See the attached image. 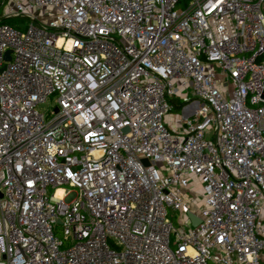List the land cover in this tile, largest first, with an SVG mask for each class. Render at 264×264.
<instances>
[{"label": "built area", "instance_id": "built-area-1", "mask_svg": "<svg viewBox=\"0 0 264 264\" xmlns=\"http://www.w3.org/2000/svg\"><path fill=\"white\" fill-rule=\"evenodd\" d=\"M0 8V264H264V0Z\"/></svg>", "mask_w": 264, "mask_h": 264}, {"label": "rangeland", "instance_id": "rangeland-1", "mask_svg": "<svg viewBox=\"0 0 264 264\" xmlns=\"http://www.w3.org/2000/svg\"><path fill=\"white\" fill-rule=\"evenodd\" d=\"M0 11L2 12V8H0ZM17 23L20 24V25L26 26L27 20L26 19H11L10 21H8V24L11 25V26H13V24H17ZM24 26H21V27H24ZM51 109H52V105L51 104H48V105L45 104V105H41L40 107H38V110L41 113H43L46 117H48L49 112H50ZM170 117H171V119L173 121H175L176 118L182 119V109L181 108H176L174 111H172L170 113ZM192 186L194 188H196L197 187V184L194 183ZM175 216H176V214H175ZM173 224L175 226H178L177 221L174 220V219H173ZM57 235H59V237L61 236V234L59 232L57 233Z\"/></svg>", "mask_w": 264, "mask_h": 264}, {"label": "water", "instance_id": "water-1", "mask_svg": "<svg viewBox=\"0 0 264 264\" xmlns=\"http://www.w3.org/2000/svg\"><path fill=\"white\" fill-rule=\"evenodd\" d=\"M9 54H10V52L7 51V52L5 53V58L8 59V58H9ZM262 99L264 100V90H263V94H262ZM142 163H143L145 166H149V163H148L147 160H143ZM188 217L190 218L193 227H195V226L200 222V220H199L197 217H195L194 215H192V214H190V213L188 214Z\"/></svg>", "mask_w": 264, "mask_h": 264}, {"label": "crops", "instance_id": "crops-1", "mask_svg": "<svg viewBox=\"0 0 264 264\" xmlns=\"http://www.w3.org/2000/svg\"><path fill=\"white\" fill-rule=\"evenodd\" d=\"M171 119V117L169 116V117H167V120H170Z\"/></svg>", "mask_w": 264, "mask_h": 264}, {"label": "trees", "instance_id": "trees-1", "mask_svg": "<svg viewBox=\"0 0 264 264\" xmlns=\"http://www.w3.org/2000/svg\"><path fill=\"white\" fill-rule=\"evenodd\" d=\"M8 21H10V19H9V20H6V21H5V23H7V24H8Z\"/></svg>", "mask_w": 264, "mask_h": 264}, {"label": "bare ground", "instance_id": "bare-ground-1", "mask_svg": "<svg viewBox=\"0 0 264 264\" xmlns=\"http://www.w3.org/2000/svg\"><path fill=\"white\" fill-rule=\"evenodd\" d=\"M60 192H58V194H59Z\"/></svg>", "mask_w": 264, "mask_h": 264}]
</instances>
